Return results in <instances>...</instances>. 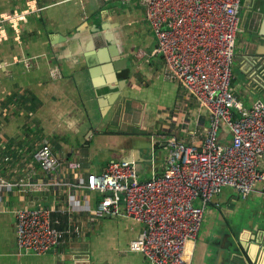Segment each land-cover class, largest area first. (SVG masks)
Listing matches in <instances>:
<instances>
[{
	"label": "crops",
	"instance_id": "0c3cea01",
	"mask_svg": "<svg viewBox=\"0 0 264 264\" xmlns=\"http://www.w3.org/2000/svg\"><path fill=\"white\" fill-rule=\"evenodd\" d=\"M238 17L231 87L250 105L264 99V0H241ZM155 43L136 2L0 0V178L12 184L1 194L0 264H150L128 248L141 224L87 211L54 214L69 230L56 247L19 252L13 210L69 205L55 188L20 185L44 178L33 158L43 144L76 159L83 177L125 159L146 179L165 167L170 135L208 126L206 110L166 77ZM216 201L191 245L192 264H225L231 242L240 249L233 264H264V194L242 200L224 187Z\"/></svg>",
	"mask_w": 264,
	"mask_h": 264
},
{
	"label": "built area",
	"instance_id": "2783aa9c",
	"mask_svg": "<svg viewBox=\"0 0 264 264\" xmlns=\"http://www.w3.org/2000/svg\"><path fill=\"white\" fill-rule=\"evenodd\" d=\"M110 1L144 8L156 42L152 52L163 57L166 77L206 110L208 126L184 138L170 135L165 167L146 179L139 178L134 161L125 159L83 177L76 159L41 145L33 158L44 178L20 185L55 188L69 205L14 209L16 247L35 254L56 247L69 230L60 228L53 215L87 211L141 224L128 248L150 264H192L191 245L204 212L219 205L216 198L224 187L242 200L264 194V99L246 105L231 87L241 0ZM11 187L0 178V201Z\"/></svg>",
	"mask_w": 264,
	"mask_h": 264
},
{
	"label": "water",
	"instance_id": "95a60500",
	"mask_svg": "<svg viewBox=\"0 0 264 264\" xmlns=\"http://www.w3.org/2000/svg\"><path fill=\"white\" fill-rule=\"evenodd\" d=\"M233 237V234H232ZM223 252H225V264H233V257L240 252V249L233 247V243L231 242L229 245L222 248Z\"/></svg>",
	"mask_w": 264,
	"mask_h": 264
},
{
	"label": "rangeland",
	"instance_id": "374dc122",
	"mask_svg": "<svg viewBox=\"0 0 264 264\" xmlns=\"http://www.w3.org/2000/svg\"><path fill=\"white\" fill-rule=\"evenodd\" d=\"M248 205H253V204H248ZM256 216L259 218V214L258 213H256ZM239 217H240V215L238 217H235V219H233L234 223H239V219H238ZM261 217L263 218V215H261ZM247 220H248V218L246 219V217H241L240 218V223L241 224H245V222H248Z\"/></svg>",
	"mask_w": 264,
	"mask_h": 264
},
{
	"label": "trees",
	"instance_id": "16d2710c",
	"mask_svg": "<svg viewBox=\"0 0 264 264\" xmlns=\"http://www.w3.org/2000/svg\"><path fill=\"white\" fill-rule=\"evenodd\" d=\"M54 216V215H53Z\"/></svg>",
	"mask_w": 264,
	"mask_h": 264
}]
</instances>
